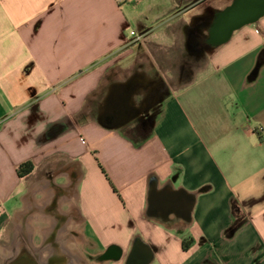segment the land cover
I'll list each match as a JSON object with an SVG mask.
<instances>
[{"label":"crops","instance_id":"0c3cea01","mask_svg":"<svg viewBox=\"0 0 264 264\" xmlns=\"http://www.w3.org/2000/svg\"><path fill=\"white\" fill-rule=\"evenodd\" d=\"M238 1L0 0V264H126L137 239L264 264V13L236 25Z\"/></svg>","mask_w":264,"mask_h":264},{"label":"water","instance_id":"95a60500","mask_svg":"<svg viewBox=\"0 0 264 264\" xmlns=\"http://www.w3.org/2000/svg\"><path fill=\"white\" fill-rule=\"evenodd\" d=\"M255 3H258V5H256ZM243 4H245L244 9L246 11V15L237 20L236 25L244 21H254L264 13V0H239L234 7H238V5ZM190 215L191 210L189 211L187 217H189ZM117 251V248H111L104 254L103 259H112L116 256ZM153 257V250L141 239H137L134 243L133 249L128 257L126 264H150Z\"/></svg>","mask_w":264,"mask_h":264},{"label":"trees","instance_id":"16d2710c","mask_svg":"<svg viewBox=\"0 0 264 264\" xmlns=\"http://www.w3.org/2000/svg\"><path fill=\"white\" fill-rule=\"evenodd\" d=\"M262 65H264V48L260 52L258 61H257L258 68L261 67ZM128 137H130L138 145L143 143L145 139V138L140 139V137L134 134H129ZM34 170H35V164L31 160L23 162L22 164L19 165L17 169L18 174L21 177L29 176L30 174L33 173ZM234 216H235V222L230 228V231H229L230 234L237 231L247 221V217L241 212V209L235 204V202H234ZM193 243H194V239L192 237L185 239L183 243V248L187 250L190 246H192Z\"/></svg>","mask_w":264,"mask_h":264},{"label":"rangeland","instance_id":"374dc122","mask_svg":"<svg viewBox=\"0 0 264 264\" xmlns=\"http://www.w3.org/2000/svg\"><path fill=\"white\" fill-rule=\"evenodd\" d=\"M146 82V81H145ZM141 83V82H140ZM141 84H137V86H136V88L134 87L133 89L132 88H130L131 89V92L133 93V92H136V91H138V90H143V91H148V92H150L149 94H148V92H147V94H146V100H142L141 101V98L140 97H137V99L139 100V102L140 103H136L140 108L139 109H137V108H135V104L134 105H132V106H134V107H132V106H130L129 105V103L127 102V104H126V108H124V109H126V110H129V113H128V116H127V118H125L124 119V121H131V120H133V119H135V117H136V115L137 114H139L140 112H145V111H147L150 107H151V105H153V101L154 100H152V94H155V93H160L159 92V89L160 88H157V89H151L148 85H147V82H146V84H144L143 83V85L142 86H140ZM124 91V94L121 96V100H125V102L126 101H128V94H126V92H125V90H123ZM152 91V92H151ZM137 93V92H136ZM151 94V95H150ZM147 95H148V97H147ZM151 96V97H150ZM125 106V105H124ZM135 109V111H133L134 109ZM138 121V120H137ZM139 122H141L140 120L138 121V123Z\"/></svg>","mask_w":264,"mask_h":264},{"label":"built area","instance_id":"2783aa9c","mask_svg":"<svg viewBox=\"0 0 264 264\" xmlns=\"http://www.w3.org/2000/svg\"><path fill=\"white\" fill-rule=\"evenodd\" d=\"M132 35H137V33H136L135 31H133V32H132ZM137 38H138V39H141L142 36H141V35H138Z\"/></svg>","mask_w":264,"mask_h":264}]
</instances>
